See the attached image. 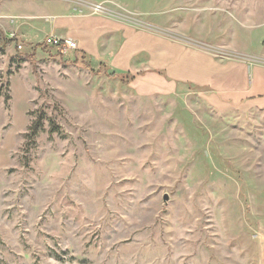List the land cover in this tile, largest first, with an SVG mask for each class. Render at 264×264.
Returning a JSON list of instances; mask_svg holds the SVG:
<instances>
[{"label": "rangeland", "instance_id": "1", "mask_svg": "<svg viewBox=\"0 0 264 264\" xmlns=\"http://www.w3.org/2000/svg\"><path fill=\"white\" fill-rule=\"evenodd\" d=\"M162 43L256 69L252 99ZM1 47L0 264H264V0H0Z\"/></svg>", "mask_w": 264, "mask_h": 264}, {"label": "crops", "instance_id": "2", "mask_svg": "<svg viewBox=\"0 0 264 264\" xmlns=\"http://www.w3.org/2000/svg\"><path fill=\"white\" fill-rule=\"evenodd\" d=\"M82 53L86 55L87 59L90 56L92 61L98 58L94 53ZM148 53L151 56L152 69L169 73L171 77L176 76L181 82L184 81L198 86H205L220 93L239 95L248 99H252L251 96L255 93L251 91L249 74L252 73V71L255 72L256 69H252L246 64L219 63L217 60L204 53L185 50L184 48L170 44H163L158 50L153 46L148 49ZM258 70V73H264L262 69ZM214 73H226L229 74V76L235 74V80L241 86H236V84L231 85L230 79H227L229 84L224 86V88H218L211 80ZM263 96L264 95L257 93L255 97Z\"/></svg>", "mask_w": 264, "mask_h": 264}, {"label": "built area", "instance_id": "3", "mask_svg": "<svg viewBox=\"0 0 264 264\" xmlns=\"http://www.w3.org/2000/svg\"><path fill=\"white\" fill-rule=\"evenodd\" d=\"M48 47L58 48L62 51H74L77 49V44L71 40H61L56 37H48L45 43Z\"/></svg>", "mask_w": 264, "mask_h": 264}, {"label": "trees", "instance_id": "4", "mask_svg": "<svg viewBox=\"0 0 264 264\" xmlns=\"http://www.w3.org/2000/svg\"><path fill=\"white\" fill-rule=\"evenodd\" d=\"M7 44V43H6ZM46 46V45H45ZM46 47H48V46H46ZM5 47H1L0 48V51L1 52H4L5 51V49H4ZM82 55V59H83V63L85 62V59H87L86 58V55H84L83 53L81 54ZM87 66L89 65L90 66V63H88V64H86ZM88 66V67H89ZM119 77L120 78V80H121V82L122 83H124V84H128L129 82H132V81H134V77H132L131 75H129V74H123V75H119V74H116V73H113L110 77Z\"/></svg>", "mask_w": 264, "mask_h": 264}, {"label": "water", "instance_id": "5", "mask_svg": "<svg viewBox=\"0 0 264 264\" xmlns=\"http://www.w3.org/2000/svg\"><path fill=\"white\" fill-rule=\"evenodd\" d=\"M169 201V197L166 195L165 197H164V202H168Z\"/></svg>", "mask_w": 264, "mask_h": 264}]
</instances>
